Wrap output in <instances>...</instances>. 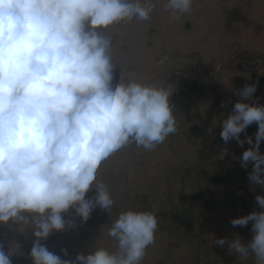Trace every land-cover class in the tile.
<instances>
[{
    "label": "clouds",
    "instance_id": "obj_1",
    "mask_svg": "<svg viewBox=\"0 0 264 264\" xmlns=\"http://www.w3.org/2000/svg\"><path fill=\"white\" fill-rule=\"evenodd\" d=\"M192 5L165 0L163 6L178 20L191 14ZM155 8V0H0V224L33 225V264H141L155 243L158 215L132 209L107 228L116 251L100 247L61 259L41 243L73 226L63 215L69 209L84 222L97 207L111 214L115 201L97 178L103 161L131 143L155 150L177 131L172 90L116 77L112 37L102 34L121 21H148ZM256 90L246 84L238 91L241 100L221 121L220 136L225 144L236 139L252 145L241 166L252 162L249 180L264 187V105L244 102ZM253 123L254 143L251 136L240 138ZM225 155L226 149L219 158ZM90 190L95 194L86 199ZM255 199L264 209V196ZM250 221L247 243L237 234L213 244H227L228 253L242 261L251 253L255 264H264V211L231 224ZM10 256L0 245V264H11Z\"/></svg>",
    "mask_w": 264,
    "mask_h": 264
},
{
    "label": "rangeland",
    "instance_id": "obj_2",
    "mask_svg": "<svg viewBox=\"0 0 264 264\" xmlns=\"http://www.w3.org/2000/svg\"><path fill=\"white\" fill-rule=\"evenodd\" d=\"M216 4L228 8L226 15L218 17ZM258 7L264 13V0H193L191 14H186L187 16L184 15L178 20H172L165 14L164 21L160 22L152 13L148 21L141 22L134 18L121 25L125 35L123 40L120 39L123 48H127L129 52L130 44L137 43H134L136 49L131 48L132 52L123 54L122 66H118L120 57H112L117 67L114 70L115 76L118 78L122 76L125 81L137 80L145 84L170 88L173 92L170 102L174 106L177 131L170 134L155 150L148 151L131 143L103 161L98 169L97 178L108 186L115 201L111 214H106L97 207L84 222L76 215L74 208L69 209L63 215L73 226L67 227L64 231H54L46 240L41 241L49 251L61 259H75L77 254H87L100 247L116 251L117 243L107 235V228L118 218L121 211L132 209L156 211L158 215L159 229L157 228L155 233V243L148 247L141 264H217L220 258L223 264H255V257L251 253L248 259L243 261L238 257H229L228 252L225 254L226 257L210 254L208 233H206L208 236L203 235L201 228L196 230L189 225L181 213L188 215L190 213L194 216L201 212L206 217L215 216L212 208L219 199L212 197V194L221 188L225 189L223 186L227 181L223 177L220 180L216 173L222 170L224 177L229 176L226 169L231 166L230 163L233 164L229 177L233 179L232 188L237 187L242 191L232 196V200L224 198L220 201L224 211L217 212V226L222 222L228 225L232 217L248 215L250 213L248 207L253 202L247 196L253 192L264 193V187L249 180V173L253 171L252 162H249L247 168L241 166L242 153L252 145L245 142L241 146L236 139L224 144L221 139V121L228 116L216 117L204 127V124H199L201 119L196 112L204 110L206 102L210 110L225 111L233 102L241 100L238 91L246 84H256L257 90L244 102L259 105L264 85V27H255V24L247 21L245 17L256 13ZM118 25L120 23L116 24ZM108 32L102 31L103 35L111 36ZM129 32L138 36L133 37L130 44L127 40ZM158 33L160 35L156 37L159 41L157 40L156 44L152 42L150 36ZM141 41L143 45L140 44ZM162 59L165 61L161 64ZM231 94L233 96L230 97ZM194 110L195 116L192 117L189 114ZM248 128L240 134V138L251 136L254 143V133L257 132L258 124L253 123ZM206 138L208 142L205 141ZM225 149L227 155L220 159V153ZM260 152L264 154V141H261ZM236 181L240 184L235 185ZM94 194V191L90 190L86 194V199ZM230 206L234 207L233 211H230ZM236 208L238 210L235 212ZM259 211L264 209H258L257 212ZM251 224L250 221L247 226L239 227L242 238L247 235L250 236L249 240L251 239L253 235ZM103 225L106 226L101 229ZM210 226L216 227V223ZM33 230L31 223L0 224V245H3L6 253L11 254V264H33L29 255L36 239L32 235ZM184 236H189L191 248L179 247ZM159 239L161 250L157 249L159 247L154 248V245H158ZM62 250H66L67 255H64Z\"/></svg>",
    "mask_w": 264,
    "mask_h": 264
},
{
    "label": "bare ground",
    "instance_id": "obj_3",
    "mask_svg": "<svg viewBox=\"0 0 264 264\" xmlns=\"http://www.w3.org/2000/svg\"><path fill=\"white\" fill-rule=\"evenodd\" d=\"M156 1V8H155V10L152 12V13H154L155 14V16H156V18L157 19H159L160 20V22L161 21H164L163 19H165V18H163L164 17V15L165 14H168L169 16H171V14H170V12L168 11V10H165V8H164V3H165V0H155ZM204 1H206V0H204ZM244 1V0H243ZM241 3V2H240ZM196 4V3H195ZM208 4V3H207ZM237 4H239V2H237ZM242 4V3H241ZM209 5H210V3H209ZM213 5V4H212ZM217 5V7H215V8H217L218 9V11L216 12L217 14H219V16L218 17H220V16H224V15H226V13L228 12V8H224L223 6H220L219 4H216ZM197 6V5H196ZM195 6V7H196ZM260 7V6H259ZM258 7V8H259ZM255 9V8H254ZM251 10V9H250ZM208 11H210V10H208ZM252 12V11H251ZM256 12V11H255ZM241 13V12H240ZM239 13V14H240ZM264 13H263V10L262 9H260L259 8V10H257V12L256 13H252V15H243V16H245L247 19V21H252L254 24H255V27H264V15H263ZM185 16H187V15H185ZM197 18V17H196ZM199 18V17H198ZM201 18V17H200ZM203 18H204V16H203ZM183 19H184V17H183ZM186 19V18H185ZM218 19V18H217ZM237 20V19H236ZM245 20V21H246ZM137 21V20H136ZM170 21H171V19H170ZM124 22L125 21H121V22H118V24L120 23V25H118V26H116V24L115 25H113V26H111L110 28H108V29H106V31H109L108 32V35H111V37H112V39H113V43H112V47H111V49H110V55H111V57H113V56H117V58H119L120 57V59H118V66H122V62H123V60H124V58H123V54L124 53H129L130 51H131V48H135V44L134 43H137V42H132L131 44H130V41L132 40V38L133 37H138L137 36V34H134V33H131V32H129V33H127V35H128V38H127V40H129L128 42H129V44L131 45V48L129 49V52H128V49L127 48H123V46L124 45H122V43H121V40H123V37H125V35H123V32H124V29L123 28H121V25L122 24H124ZM138 22V21H137ZM141 22H143V21H141ZM205 23V22H204ZM203 23V24H204ZM208 23V22H207ZM140 24V23H139ZM170 24H172V23H170ZM177 24V23H176ZM206 24V23H205ZM144 25V24H143ZM237 25V24H236ZM136 25H134V27H135ZM162 26V25H161ZM203 26V25H202ZM145 27H146V25H145ZM174 27H176V26H174ZM201 27V26H200ZM155 30V29H154ZM166 30V29H165ZM164 30V31H165ZM152 31V30H151ZM199 31H202V30H199ZM204 31V30H203ZM121 32V33H120ZM162 33V32H161ZM195 33V32H194ZM199 34H201L200 32H198ZM205 33H206V31H205ZM103 34V33H102ZM213 34H214V32H213ZM219 34V33H218ZM157 35H160L159 33L158 34H156V35H151L150 37L152 38V42H155L156 44H157V40L159 39L158 37H156ZM162 35V34H161ZM252 35H253V33H252ZM186 36V35H185ZM193 36V35H192ZM196 36V35H195ZM212 36V35H211ZM215 36H217V35H215ZM234 36V35H233ZM197 37H198V35H197ZM209 37V36H208ZM214 37V36H213ZM231 38V37H230ZM237 38V37H236ZM121 39V40H120ZM148 39V38H147ZM186 39V38H185ZM141 40V39H140ZM169 41H170V39H168ZM172 40V39H171ZM209 40V39H208ZM150 41V40H149ZM159 41V40H158ZM165 41V40H164ZM174 41H176V40H174ZM185 41V40H184ZM192 41H193V39H192ZM210 41V40H209ZM212 41V40H211ZM214 41V40H213ZM183 42V41H182ZM166 43V42H165ZM140 44H142L143 45V41H141V43ZM202 44V43H201ZM122 45V46H121ZM165 45V44H164ZM163 45V46H164ZM181 45V44H180ZM205 45V44H204ZM127 47V46H126ZM166 47V46H165ZM200 47H202V46H200ZM209 47V46H208ZM185 48V47H184ZM203 48V47H202ZM207 48V47H206ZM136 49V48H135ZM135 49L133 50V52H135ZM165 49V48H164ZM158 50V49H157ZM167 50V49H166ZM208 50V49H207ZM182 51V50H181ZM132 52V51H131ZM141 52V51H140ZM144 52V51H143ZM207 53V52H206ZM210 53V52H209ZM143 56H144V54H142ZM153 55V54H152ZM210 55V54H209ZM126 56V55H125ZM128 56V55H127ZM133 56V55H132ZM141 56V55H140ZM136 56H134V58H135ZM207 58V57H206ZM123 59V60H122ZM136 59V58H135ZM208 59V58H207ZM127 60V59H126ZM134 61V60H133ZM141 61V60H140ZM139 61V62H140ZM165 61V60H164ZM135 62V61H134ZM116 65V64H115ZM117 68V67H116ZM158 70V69H157ZM125 74V73H124ZM127 74V73H126ZM136 74H138L137 72H136ZM143 74V73H142ZM120 76V75H119ZM138 76H140V75H138ZM144 76V75H143ZM133 77L135 78V76L133 75ZM137 77V76H136ZM140 78V77H139ZM128 79V78H127ZM142 79V78H141ZM160 80V79H159ZM156 86H157V84H156ZM231 96H233V94H231L230 95V97ZM223 98V97H222ZM204 99V98H203ZM208 100H210V99H208ZM232 100V99H231ZM259 105L261 104V105H264V85H263V87H262V93H261V96H260V98H259ZM212 101V100H211ZM234 101H235V99H234ZM238 101V100H237ZM237 101H235V102H233V104L232 105H229L228 106V108L225 110V111H220V112H215V111H213V110H210L209 109V104H208V102H206V104H205V108H204V110H201V111H196L197 112V116L201 119H199L200 120V123L199 124H204V127L211 121V120H215V118L216 117H219V116H221V115H226V116H228L229 114H231L232 113V109H233V107H234V104L237 102ZM207 105H208V107H207ZM188 111V110H187ZM188 114H189V112H188ZM195 110H194V112L192 113V114H189L190 116H192V117H194L195 115ZM178 116H179V114H178ZM179 120H180V118H179ZM183 120V119H182ZM178 123V122H177ZM249 129V128H248ZM258 130V129H257ZM250 131V130H249ZM251 132V131H250ZM205 141H207V138H206V140ZM208 142V141H207ZM225 144V143H224ZM229 144V143H228ZM206 146H209V144H206ZM161 150H162V148H161ZM219 151L220 150H222V149H218ZM163 152V151H162ZM164 153V152H163ZM220 153V152H219ZM165 154H166V152H165ZM218 154V153H217ZM156 158V157H155ZM153 162V161H152ZM229 162V161H228ZM172 163V162H171ZM228 164V163H227ZM229 165H231V166H228V168L226 169V171H228V173L230 174L229 176H225L224 177V172H222V170H219L218 171V174L216 173V175L217 176H219V178H220V180H222V177L224 178V179H227V181H225L224 182V186H223V188H225V189H220V190H218V191H216V192H214L213 194H212V197H214L215 199H219L218 200V202H216V205H215V207H213L212 208V210H213V212H214V217H212V218H210V217H206L205 215H203L201 212L199 213V214H195L194 216H191L190 215V213H189V215H188V213L187 214H184V213H181L182 215V218H185L186 219V221L188 222V224L189 225H191V226H193L196 230H199V228H201L202 229V234L203 235H207L206 233H208V235H209V244H210V254H213L214 253V256H216V255H218V256H216V257H226V252H228L227 251V244H225L224 246H219V245H216V244H213L214 243V241H215V239H218V238H227V239H229V240H231V239H233V238H235V236L237 235V234H239L240 236H241V238H242V234L240 233V231H239V227L240 226H236V227H233L232 226V224H231V220L232 219H234V218H236V216L235 217H232L231 218V220L228 222V225H227V223L225 224L224 222H222V224L220 225V226H217V222H218V216H217V212L218 213H222L223 211H224V209L221 207L222 206V202H220V201H222L224 198L225 199H227V200H232V196H234V195H236V194H239L238 192H241L242 190L241 189H239V188H237V187H233L232 188V184H233V179H231V178H229L230 176H231V174H232V166H233V164L232 163H230ZM210 166V165H209ZM150 167H152V165L150 166ZM149 167V168H150ZM156 167V166H155ZM184 170V169H183ZM218 170V169H217ZM224 170V169H223ZM156 171V170H155ZM127 177V176H126ZM154 177H155V175H154ZM131 178V177H130ZM127 180V179H126ZM171 180V179H170ZM212 181H214V180H212ZM210 182V181H209ZM149 183V182H148ZM227 183H230L231 185L229 186ZM236 184L235 185H239L240 183H237V181L235 182ZM214 184V183H213ZM212 184V185H213ZM154 194V193H153ZM159 194V193H158ZM257 195H262V196H264V193H256V192H253V193H250L247 197L248 198H250L251 200V202H253V203H251V205L248 207V211L251 213V212H253V211H258V209H261L260 207H259V205H258V203H257V201H256V199H255V197L257 196ZM154 196V195H153ZM157 196V195H156ZM158 198V197H157ZM156 198V199H157ZM169 200V199H168ZM158 201H159V198H158ZM153 203V202H152ZM250 203V202H249ZM171 204V203H170ZM180 204V203H179ZM257 204V205H256ZM191 205V204H190ZM211 205V204H210ZM196 207V206H195ZM160 208V207H159ZM175 209V208H174ZM153 210V209H152ZM156 210V209H155ZM234 210V207L233 206H230V211H233ZM236 210H238V208H236L235 209V212H236ZM210 212V211H209ZM212 212V213H213ZM154 213H156V211L154 212ZM160 213V212H159ZM249 213V214H250ZM170 219V218H169ZM229 220V219H228ZM76 223H78V222H76ZM213 223H216V227H214V226H210L211 224H213ZM89 225H91V224H89ZM92 226V225H91ZM81 227V226H80ZM95 227V226H94ZM93 227V228H94ZM6 228V227H5ZM23 229V228H22ZM76 229V228H75ZM80 229V228H79ZM82 229V228H81ZM87 229V228H86ZM159 229V228H158ZM91 231V230H90ZM89 232V231H88ZM3 233V232H2ZM213 233H216L215 235L213 234ZM4 234V233H3ZM184 234V233H183ZM182 234V235H183ZM207 235V236H208ZM60 236V235H59ZM162 236V235H161ZM178 236V235H177ZM61 237V236H60ZM249 237L250 236H247V235H244L243 236V240L245 239V238H247L246 239V241H244L245 243H247L248 242V240H249ZM59 238V237H58ZM167 238V237H166ZM192 238V237H191ZM60 240V239H59ZM168 240V239H167ZM77 241V240H76ZM172 241V240H171ZM94 242H96V241H94ZM160 239H159V241H158V245L157 246H155L154 245V248H156V247H159V248H157L158 250L161 248L160 247ZM168 242V241H167ZM74 243V242H73ZM76 243V242H75ZM117 243V242H116ZM189 236L187 237H182V239H181V241H180V243H179V247L180 248H186L187 246L188 247H190V245H189ZM47 244V243H46ZM50 246H51V243L49 244ZM45 246V245H44ZM165 248V247H164ZM191 248V247H190ZM203 248V247H202ZM161 250V249H160ZM15 254V253H14ZM70 256V255H69ZM216 257H215V259H216ZM229 257H238L237 255H235V254H231ZM147 259H149L148 257H147ZM17 260V259H16ZM151 260V259H150ZM226 260V259H225ZM12 261V260H11ZM223 261H222V258H220V259H218V262H217V264H223L222 263ZM226 262V261H225ZM231 263V262H230ZM225 264V263H224Z\"/></svg>",
    "mask_w": 264,
    "mask_h": 264
}]
</instances>
